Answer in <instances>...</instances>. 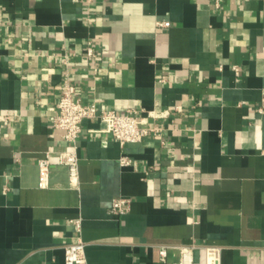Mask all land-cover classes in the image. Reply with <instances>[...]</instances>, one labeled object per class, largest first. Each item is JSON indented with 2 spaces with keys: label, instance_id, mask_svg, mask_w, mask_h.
<instances>
[{
  "label": "crops",
  "instance_id": "obj_1",
  "mask_svg": "<svg viewBox=\"0 0 264 264\" xmlns=\"http://www.w3.org/2000/svg\"><path fill=\"white\" fill-rule=\"evenodd\" d=\"M65 81L99 111L167 110L148 118L162 134L121 144L90 118L75 148L54 126ZM260 106L264 0H0V264H65L78 239L87 264H172L190 244L196 264L203 245L264 264ZM74 148L76 182L59 158Z\"/></svg>",
  "mask_w": 264,
  "mask_h": 264
},
{
  "label": "built area",
  "instance_id": "obj_2",
  "mask_svg": "<svg viewBox=\"0 0 264 264\" xmlns=\"http://www.w3.org/2000/svg\"><path fill=\"white\" fill-rule=\"evenodd\" d=\"M218 4V2H217ZM169 21H158L156 30L162 31L164 27L169 26ZM88 53L95 56V49L92 43H89ZM235 72L238 74L240 68L238 65L233 66ZM76 87L65 81L61 87L58 109L59 112L54 120V126L63 130V138L68 144L76 148L77 140L83 131V123L86 119L100 118L106 122L112 136L121 144L127 142H139L147 136H160L163 128L158 125H150L149 117H161L166 115L168 111H152L149 117L142 116L137 110L118 113L113 108H104L99 111L96 103H85L81 99L74 98ZM260 112H264V106L259 107ZM69 149L60 153V162L67 165L69 169V176L73 182L79 179V156L76 149ZM123 165H129L132 160L129 156L121 158ZM40 171V184L46 186L49 182L51 173V161L49 154L38 161ZM130 199L125 196L114 198L110 207L111 214L119 215L128 211ZM85 242L78 239L76 242L65 245L64 247V262L65 264H87V257L85 251ZM195 244L184 245L180 248V258L172 264H196L195 261ZM167 246L159 247L160 259L165 261L167 257ZM201 249L205 253L204 264H222L221 248L219 246L203 245Z\"/></svg>",
  "mask_w": 264,
  "mask_h": 264
}]
</instances>
